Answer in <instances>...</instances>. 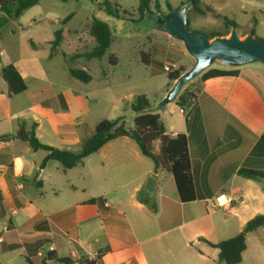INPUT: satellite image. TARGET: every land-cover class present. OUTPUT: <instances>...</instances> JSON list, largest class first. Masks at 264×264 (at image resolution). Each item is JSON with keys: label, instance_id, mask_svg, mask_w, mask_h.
I'll return each mask as SVG.
<instances>
[{"label": "crops", "instance_id": "1", "mask_svg": "<svg viewBox=\"0 0 264 264\" xmlns=\"http://www.w3.org/2000/svg\"><path fill=\"white\" fill-rule=\"evenodd\" d=\"M70 30L64 27V32ZM49 34L42 43L31 40L30 59L13 64L28 88L9 96L10 102L20 97L25 101L0 121V137L9 135L0 140V264H66L60 262L65 258L71 264H219V250L209 243L235 237L248 221L264 214L259 183L238 174L240 168L264 169V64L212 67L238 70L239 75L199 80L190 90L196 98L189 112L175 102L165 117L154 112L168 135L187 136L197 199L183 203L173 175L155 171L153 160L129 137L107 143L71 170L56 161L41 168L46 156L38 152L43 150L34 151L18 137L19 130L34 129L43 144L74 151L72 144L85 143L90 112L88 95L77 89L83 86L80 80L66 86L41 77L38 49L52 42ZM182 46L175 52L189 70L196 61ZM106 55L89 61L103 66L97 82L92 74L91 82H81L94 92H110L116 82L118 61L107 65ZM27 78L36 80L32 87ZM150 178L155 185L147 197L143 191ZM222 193L235 199L228 210L236 219V234L226 239L218 238L213 220L215 198Z\"/></svg>", "mask_w": 264, "mask_h": 264}, {"label": "rangeland", "instance_id": "2", "mask_svg": "<svg viewBox=\"0 0 264 264\" xmlns=\"http://www.w3.org/2000/svg\"><path fill=\"white\" fill-rule=\"evenodd\" d=\"M196 1L200 11L193 8L189 0H152L150 8L156 14H166L170 12V7L174 11L187 7L188 29L207 37L210 34L226 35L236 31L238 36L243 35L242 39L246 37L244 34L248 33L264 41V0ZM105 3H109L115 14L119 16L110 14ZM138 6L139 0H42L38 5L25 11L19 19L9 20L6 24L0 25V68L4 64L16 65L18 62L30 59L31 40L37 44L42 43L50 33L49 38L53 42L55 32L63 30L61 48L53 50L51 57L47 48L52 42L39 44L41 47L38 49L37 63L41 77L62 85L73 86L77 80L69 74V69L90 68V74L97 82L100 74L103 73V66L97 60L89 64L82 55L94 46L90 34L93 20H103L110 25L112 32V44L105 61L110 65L112 57L117 59L116 82L110 92L105 90L94 92L95 88L84 87L85 85L78 81L83 85L77 88L78 91L87 94L90 100L84 140L86 141V138L93 134L90 133L92 126L105 119L115 120L123 117L127 129L132 128L134 112L131 104L139 96L147 98L151 105L149 111L161 112L165 117V112L173 109V102L162 106L163 97L171 84L169 72L164 68L166 65L170 67L175 65L174 70H177L181 66H188L187 62L175 52L178 47H183V42L169 36L152 17L139 21ZM3 15L0 12V21ZM227 20L232 25L227 24ZM65 26L71 30L64 32ZM222 65L217 61L212 67ZM251 65L263 64L255 62ZM199 80V78L192 80L187 85V89L196 87ZM27 82L32 87L36 80L27 78ZM97 98L101 99L100 104L96 103ZM114 99L121 100L112 104ZM24 101L25 99L20 97L13 98L10 102L8 88L0 73V121L10 112L20 109ZM189 110L186 109V112ZM176 118L178 121H183L180 115H176ZM83 144H72L71 148L74 150L72 152H81ZM38 153L41 157L47 154L45 151ZM73 178L74 181H79L76 175ZM258 185L261 187L260 184ZM214 211L213 220L218 238H230L232 234L235 236L233 222L236 219L229 216L231 211L218 208ZM223 225H228L229 228L226 229ZM246 245L240 264H264V228L247 235ZM188 260L193 259L188 257Z\"/></svg>", "mask_w": 264, "mask_h": 264}, {"label": "trees", "instance_id": "3", "mask_svg": "<svg viewBox=\"0 0 264 264\" xmlns=\"http://www.w3.org/2000/svg\"><path fill=\"white\" fill-rule=\"evenodd\" d=\"M41 1L42 0H0V12L4 14L1 18L0 25L6 24L9 20L19 19L25 11L38 5ZM189 1L192 2L193 8L200 11L196 0ZM151 2L152 0H139V21L146 17L154 18L163 14L154 13L150 8ZM105 7L110 14L119 16V14H115L109 3H105ZM169 11L171 12L174 10L170 7ZM117 12L119 13L118 7ZM227 24L232 25L229 20H227ZM62 34L63 30L55 32V39L51 46L52 51L60 47ZM90 34L95 39L96 45L91 50L86 51L82 56L88 61L95 59L102 60L112 44L111 27L103 20L94 19L90 27ZM228 34H210L208 38L212 40L216 37L227 36ZM116 61V58L112 57V59H110V65H116ZM186 71L187 68L181 66L179 69L170 72L169 79L171 84L176 82ZM69 72L73 78L80 80L83 83H89L92 80L91 74L86 70L71 68L69 69ZM0 73L3 80L8 85L9 96H15L27 90L28 86L26 81L17 67L13 64L1 67ZM238 75V70H223L211 67L194 79L199 78L204 82L212 78L226 76L235 77ZM190 82L191 81L185 83L181 93L176 101H174L184 110L189 109L196 98L195 95L187 89V85ZM131 109L136 114L133 121V128L127 129L123 117L115 120H102L96 125L93 135L85 141L82 150L79 153H74L70 150H61L43 144L35 135L34 129L30 132L19 130L18 137L27 141L34 151L43 150L47 152V155L41 164V168H44L49 161H56L61 164L64 170H71L77 167L86 158L97 153L107 143L118 138L129 137L137 142L141 153L144 156L153 160L155 171L166 170L173 175L181 201L183 203L194 202L197 199V196L192 176V165L187 136L185 134H178L175 137L168 135L166 127L161 120V116L149 111L151 105L145 96H139L131 104ZM8 137L9 135L2 136L0 137V140ZM157 142L160 144L158 151H156ZM238 174L245 179H250L259 183L264 191V169L255 170L250 168H240ZM141 196L144 197L142 194ZM143 199L145 203L151 206V208L153 207L149 199ZM263 228L264 214H259L248 221L241 232L235 237L216 244L209 243L210 246L219 250L218 263L240 264L243 260V253L247 248V235L256 233ZM60 262L66 264L73 263L69 258L61 259ZM84 263L94 264L89 261H84Z\"/></svg>", "mask_w": 264, "mask_h": 264}, {"label": "water", "instance_id": "4", "mask_svg": "<svg viewBox=\"0 0 264 264\" xmlns=\"http://www.w3.org/2000/svg\"><path fill=\"white\" fill-rule=\"evenodd\" d=\"M188 8L183 7L156 17L157 24L170 36L181 40L187 52L195 59V64L187 70L168 92L162 106L176 101L185 83L210 69L217 61L230 67H240L259 62L264 64V41L248 34L245 38L232 31L229 37H216L210 40L206 35L190 31ZM155 180L150 178L143 193L150 196Z\"/></svg>", "mask_w": 264, "mask_h": 264}, {"label": "built area", "instance_id": "5", "mask_svg": "<svg viewBox=\"0 0 264 264\" xmlns=\"http://www.w3.org/2000/svg\"><path fill=\"white\" fill-rule=\"evenodd\" d=\"M164 69L166 72H173L175 71V65H173L172 67L166 65ZM234 202L235 199L231 195L227 193H222L215 198L214 207L226 211L234 204ZM13 213L16 212L14 211Z\"/></svg>", "mask_w": 264, "mask_h": 264}, {"label": "flooded vegetation", "instance_id": "6", "mask_svg": "<svg viewBox=\"0 0 264 264\" xmlns=\"http://www.w3.org/2000/svg\"><path fill=\"white\" fill-rule=\"evenodd\" d=\"M153 19L156 20V17H154Z\"/></svg>", "mask_w": 264, "mask_h": 264}]
</instances>
